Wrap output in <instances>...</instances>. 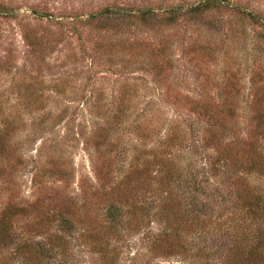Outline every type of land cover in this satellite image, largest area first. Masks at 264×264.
Returning <instances> with one entry per match:
<instances>
[{"label":"rangeland","instance_id":"rangeland-1","mask_svg":"<svg viewBox=\"0 0 264 264\" xmlns=\"http://www.w3.org/2000/svg\"><path fill=\"white\" fill-rule=\"evenodd\" d=\"M200 1L0 0V216L12 203L29 204L33 216L32 224L24 215L15 219L18 237L0 248V264L224 261L229 244L224 231L219 236L186 235L190 246L199 243L206 249L205 259L197 262L177 254L175 247L169 252L166 245L149 247L161 229L158 221L147 225L138 220L130 231L123 229L116 238L109 235L119 254L105 262L77 238L84 229L100 230L105 222L102 203L108 197L148 199L151 186L138 179L150 157L146 151L172 125L184 135L187 148L173 147L170 156L191 155L198 170L218 157L215 148H205V138L224 133L217 150L229 149L226 158L237 166H227V174L214 182L220 189L215 208L223 207L221 197L243 182V147L250 140L264 145V121L253 101L254 92L264 90V29L230 8L264 17V0H227L229 7L174 23L161 15L147 21L109 20L104 26L87 19L105 8H149L161 14ZM224 99L230 101L226 106ZM133 146L145 153L137 170L121 185L102 180L101 175L115 169L114 160L120 165L119 159L128 164L135 158ZM54 167H66L68 173ZM114 174L120 181L121 173ZM256 177L264 193V175ZM67 209L82 222L74 223L76 232L70 236L50 223L53 215ZM38 242L45 251L53 250L50 260L32 250Z\"/></svg>","mask_w":264,"mask_h":264},{"label":"trees","instance_id":"trees-1","mask_svg":"<svg viewBox=\"0 0 264 264\" xmlns=\"http://www.w3.org/2000/svg\"><path fill=\"white\" fill-rule=\"evenodd\" d=\"M229 6L227 0H202L195 5L172 7L164 10L161 14H155L149 8H105L91 13L87 19L99 22L104 26L103 22L107 23L109 20L122 23L134 19L147 21L155 15H161L162 19L174 23L184 17L203 16L212 9ZM230 8L242 15L249 24L264 29V17L262 15L237 6H230ZM224 100L223 104L225 106L229 104V100ZM253 101L258 108V118L264 121V90L254 92ZM199 107H201V110L203 109L199 104L195 108L198 109ZM207 113L202 112L203 115H207ZM176 129L177 126H170L168 133L158 142V145L149 149V152L146 151V156L150 155V157L148 156L143 164V172L138 179L142 177V182L151 186L148 199L144 202L141 197H135L128 202L108 197L102 203L105 222L100 230L96 231L97 229H94L95 232H89L84 229V231L79 232L77 238L80 239L83 245L97 250L102 256V261L105 262L110 258L113 260V256L119 254L118 250L116 251L114 246L111 245L109 235L116 238L121 235V230L130 231L131 226L138 220L147 225L158 221L157 224L160 225L161 229L158 230L149 247L152 245H166L168 252L170 248L175 247L179 250L177 254H183L184 257H194L193 259L197 262L198 259H205L206 249L200 247L199 243L193 244L194 247L190 246L186 242V235L193 234L199 238L201 234L207 235L209 233L210 235L213 234L212 236H219V233L224 231L229 236V244L223 255L224 261L220 264H264V193L259 184H255L254 181L257 178L256 174L264 175L263 143H259V146H257V141L250 140L243 147L242 154H245L247 159L240 163L242 173L245 175V177L243 176V182L235 191L229 190L227 195L221 197L223 207L215 208L213 205L217 197H220L218 194L220 189H217L219 186H216L214 182L221 179L224 173L227 174V166H237L232 162V158L231 160L226 158L229 156V149L217 150L222 146L224 133L216 132L205 138V148H215L218 157L209 161L208 168H199L198 170L194 169L191 155L184 156L180 153L181 155L173 156L174 158L170 156L173 147L187 148L184 135L178 133ZM133 131L141 140L145 139L146 135H141L137 128L134 127ZM133 150L136 152L135 158H132L128 164H126V161L123 163L119 159L121 161L119 162L120 165H117V160H114L115 169L112 171L113 167H111L110 171L112 172L109 171L104 176L101 175V179L121 185L130 173L137 170L139 167L137 163L144 160L145 153L141 146H133ZM53 169L63 175L68 173L66 167L61 169L54 167ZM115 170L121 173L118 174L120 181L114 179ZM205 172H210L212 178L206 176ZM231 172H234V170ZM156 183H159L160 186ZM102 184L100 182L99 186H103ZM210 187L216 188L209 193L208 188L210 190ZM211 202L214 203L211 204ZM230 206L235 208L232 209ZM28 207L29 204L12 203L11 207H7L2 212L0 216V248H8L16 242L18 235L14 233V224L18 216L24 215L31 220L30 223L32 224V211L28 210ZM65 211L63 214L62 212L58 213L57 217L53 215L50 223L56 222V226L60 227V232L70 236L76 232L74 223L77 222L76 224L80 225L82 222L75 219L72 210L67 209ZM33 225L35 227L40 226L37 222ZM26 239L29 240L30 235ZM42 245L38 242L36 248L32 246V250L42 255L43 259H49L51 255L49 252L53 250L48 249L45 251ZM18 251L19 247L15 248L14 252L18 253Z\"/></svg>","mask_w":264,"mask_h":264}]
</instances>
